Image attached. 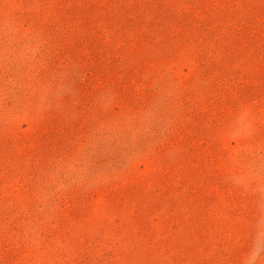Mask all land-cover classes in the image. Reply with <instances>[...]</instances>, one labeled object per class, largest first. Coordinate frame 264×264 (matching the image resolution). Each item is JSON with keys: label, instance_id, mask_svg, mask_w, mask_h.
I'll list each match as a JSON object with an SVG mask.
<instances>
[{"label": "rangeland", "instance_id": "rangeland-1", "mask_svg": "<svg viewBox=\"0 0 264 264\" xmlns=\"http://www.w3.org/2000/svg\"><path fill=\"white\" fill-rule=\"evenodd\" d=\"M0 264H264V0H0Z\"/></svg>", "mask_w": 264, "mask_h": 264}]
</instances>
